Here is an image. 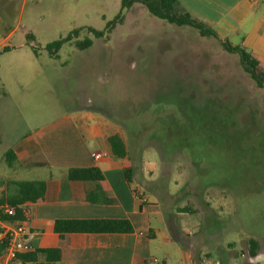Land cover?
<instances>
[{
	"label": "rangeland",
	"instance_id": "rangeland-1",
	"mask_svg": "<svg viewBox=\"0 0 264 264\" xmlns=\"http://www.w3.org/2000/svg\"><path fill=\"white\" fill-rule=\"evenodd\" d=\"M150 17L139 2L122 9L121 0H0V46H8L0 50V181L10 194V181L38 178L13 174L5 154L39 125L78 108L106 136L123 140L134 176L146 188L154 184L166 213L192 211L186 222L195 230L180 240L195 257L264 264V86L224 49L232 41ZM89 29L106 33L96 38ZM74 30L50 54L46 46ZM87 39L92 45L79 49ZM171 239L157 260H175Z\"/></svg>",
	"mask_w": 264,
	"mask_h": 264
},
{
	"label": "crops",
	"instance_id": "crops-1",
	"mask_svg": "<svg viewBox=\"0 0 264 264\" xmlns=\"http://www.w3.org/2000/svg\"><path fill=\"white\" fill-rule=\"evenodd\" d=\"M177 2L180 11L211 27L221 39L232 41L231 46L243 47L264 67V0ZM0 50L5 52L8 46H0ZM1 85L0 81V99L4 98ZM77 109L63 112L39 125L9 150L14 157L11 161L14 167L11 162L7 163L5 157L7 167L14 170L13 174L22 171L36 173L38 178L28 181L42 182L44 193L36 202L22 206L24 221H0V227L23 223L32 251L60 249L61 260L55 264H144L156 259L154 253L157 250L168 252L172 237L179 247L177 251L175 248V260L170 261L167 256L162 260L156 259L157 264H230L229 258L214 259L215 254H212L206 261L190 252V245L180 240L190 239L195 230L192 223L186 222L190 217L186 213L177 212L176 216L174 212L166 213L162 199L158 200V196L151 191L153 187L150 188V184L153 183L146 181L149 186L146 188L138 182L134 171L130 183H127L123 169L131 166L129 161L114 158L110 152L109 136L103 133L100 125L91 122L97 119ZM100 153L107 156L95 160L93 156ZM89 167L101 171V182L70 181L66 177V171L70 168ZM20 181L27 180L10 183ZM97 188L102 194L92 196L89 201L87 195L95 193ZM166 195L169 198L174 196L168 191ZM15 196L16 188L9 194L5 182L0 181V207ZM103 196L112 203L102 202ZM165 215L169 216L168 226ZM56 220H127L133 232L66 234L60 239L53 230ZM168 228L172 237L165 232ZM219 229L213 232L218 233ZM208 236L212 242V236ZM158 238L163 243H157ZM221 243L214 242L213 246L224 251V242ZM38 262H43L42 256L38 257ZM0 264H8L4 252L0 253Z\"/></svg>",
	"mask_w": 264,
	"mask_h": 264
},
{
	"label": "trees",
	"instance_id": "trees-1",
	"mask_svg": "<svg viewBox=\"0 0 264 264\" xmlns=\"http://www.w3.org/2000/svg\"><path fill=\"white\" fill-rule=\"evenodd\" d=\"M135 2H139L154 18L167 22L170 25L177 27H191L198 31L201 37H217L216 32L208 25L197 21L187 12L178 9L177 0H121V8L127 9ZM120 18V14L116 18L106 24V30L114 25ZM91 34L96 38H101L106 31H97L89 29ZM77 30L72 31L64 39L55 41L46 46L50 54L53 50L56 53L60 47L71 41V35H76ZM92 45V41L87 39L81 43H77L79 49H86ZM223 47L230 53H236L239 56L243 69L250 75L256 86L262 88L264 86V67L261 66L243 47L231 46L224 43ZM110 152L116 159H124L127 157V148L123 140L117 135L108 137ZM8 164L12 161L13 154L8 151L6 154ZM124 177L127 183H130L133 174L132 166L123 169ZM66 177L70 181L79 182H101L103 176L101 171L96 167L89 168H70L66 171ZM16 188V196L6 200V203L16 208L14 216H7L0 212V221H24L23 211L21 207L25 203H34L43 197L44 184L42 182L20 181L12 183ZM102 194L99 188L95 193L88 194L87 199L92 200V196ZM104 203H112V201L102 198ZM178 213H190L188 207L176 208ZM54 232L62 239L66 234L77 233H132L133 228L127 220H56L53 225ZM250 253L254 254L257 249V242L253 239L249 240ZM5 242L0 243V253L4 252ZM43 257V262H38V257ZM61 260V251L57 248L52 249H36L28 253H20L16 256V264H55Z\"/></svg>",
	"mask_w": 264,
	"mask_h": 264
},
{
	"label": "built area",
	"instance_id": "built-area-1",
	"mask_svg": "<svg viewBox=\"0 0 264 264\" xmlns=\"http://www.w3.org/2000/svg\"><path fill=\"white\" fill-rule=\"evenodd\" d=\"M107 156L105 153L95 154L93 158L99 160ZM23 214H25L24 208L21 207ZM16 208L8 205L7 203L1 205L0 211L7 216H14ZM28 231L23 223H19L15 226L5 225L0 227V243H4V255L8 261V264H16V256L20 253H28L32 251V248L27 241ZM144 264H157L156 259H151Z\"/></svg>",
	"mask_w": 264,
	"mask_h": 264
}]
</instances>
